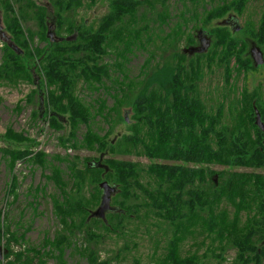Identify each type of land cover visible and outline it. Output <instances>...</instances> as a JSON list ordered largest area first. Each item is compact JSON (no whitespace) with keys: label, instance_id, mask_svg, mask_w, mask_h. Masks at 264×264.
<instances>
[{"label":"trees","instance_id":"trees-1","mask_svg":"<svg viewBox=\"0 0 264 264\" xmlns=\"http://www.w3.org/2000/svg\"><path fill=\"white\" fill-rule=\"evenodd\" d=\"M99 1L0 0L3 31L8 36L0 48V85H34L25 100L27 106H36L31 119L45 121L55 132L64 133L68 125L69 133L60 138L63 147L99 155L143 156L151 164L108 157L102 160L108 168L105 173V167L89 164L100 157H87L82 162L78 156L49 159L36 139L12 128L0 134L4 144L0 152L11 173L18 163L50 170L47 178L60 193L51 201L62 225L40 246L14 251L18 236L11 231L7 214L0 211V244L7 242L5 264H34L37 260V264H46L49 259L69 264L68 253L86 259L88 264H113L111 258L101 257L100 243L108 234L125 236L131 220L141 219L142 210L169 227L165 251L154 264H201L197 253L182 255V245L198 231L211 241L212 249L206 250L204 258L214 256L222 264L227 244L236 250L233 264H264V174L235 170L264 169V132L256 125V111L264 122V102L258 99L263 91L247 87L250 71L259 66H254L242 47L243 42H252L264 53V5L260 20L246 21L239 32L245 40L227 26H216L211 30L210 50L190 56L182 46L197 42L187 36L188 24L198 21L206 27L232 15L241 17L253 0H220L195 18L184 4L186 10L173 27L171 0H108L110 10L88 24L80 17V10H91ZM176 1L197 6L202 0ZM158 6L162 9L156 13ZM30 23L38 30H32ZM50 29H55L56 40L48 36ZM163 34L164 38L158 37ZM158 40L170 55L157 50ZM139 51L146 58L135 82L128 78L125 62ZM112 57L116 68L107 61ZM214 65L223 68L226 88L235 96L209 107L201 84L205 68ZM114 73L122 79L117 80L114 93H109L113 106L108 108L106 100H99L95 109L108 126V132L99 136L91 128L93 110L78 90L100 89ZM239 83H243L241 91ZM248 108V116L240 124V116ZM125 109L132 112L130 132L113 142L112 133L125 120ZM82 127L86 131L79 135ZM56 162L65 164L68 174ZM215 166L226 169L215 171ZM88 177L100 194L102 190L96 185L103 179L117 186L115 208L105 219L89 220ZM8 186L9 196L16 202V175L12 174ZM100 199L96 195L97 204ZM133 199L140 203L130 204Z\"/></svg>","mask_w":264,"mask_h":264},{"label":"rangeland","instance_id":"rangeland-1","mask_svg":"<svg viewBox=\"0 0 264 264\" xmlns=\"http://www.w3.org/2000/svg\"><path fill=\"white\" fill-rule=\"evenodd\" d=\"M220 0H202L198 3L197 6L193 5L190 1L185 3L184 1H176L171 0L169 2L170 11L172 15V23L171 26L180 19V13L185 11L186 8L184 4L192 10V12L196 15L193 18L201 15L203 16L204 10H210L212 6L217 4ZM264 5V0H253L250 4L246 12L243 16L238 17L236 15H232L226 17L220 21L213 22L211 25L202 27L198 21H192L190 24L181 21V23L188 27L186 32L187 36H193L196 38L197 44L187 46L183 44L182 48L187 52L188 55L194 56L197 53H207L210 50L212 45L213 38L211 37V30L216 26H227V29L233 34L231 30H234L238 34H234L239 39L245 40L243 37V33H239L243 30L246 21L251 20L254 22H258L260 20V15L262 11V7ZM162 9L161 6H158V11ZM110 10V5L108 0H100L99 3L91 10H80V17H82L85 21L89 23L96 22L99 18L104 16ZM1 15V14H0ZM189 18V15L187 16ZM198 20V19H197ZM2 16H0V48L2 47V40H7L8 37L4 30V25L2 23ZM189 23V22H188ZM194 26V28H193ZM29 27L36 31V26L34 23H30ZM51 35L54 40H56L55 29H50ZM202 34L203 40H207L208 45L206 49H203V43L198 41V36ZM2 36L5 38L2 39ZM164 38V34L158 36ZM39 41L36 40V43ZM161 41L158 40V49L166 51V53H162V55H170L171 52L165 47L164 49L161 46ZM44 45V44H43ZM243 49L249 56V59L254 64L255 61L253 57V51L257 50L262 52V57L264 60L263 51L254 45L252 42L242 44ZM151 48V47H150ZM2 52L0 50V62H1ZM146 54L142 51L136 53L130 57V60L125 62V69L128 78L132 81L137 82L139 80V75L141 72V67L145 62ZM110 61L116 68L115 61ZM223 68L214 65L212 67L205 68V79L201 84V91L203 94V98L209 107L216 106L221 101H228L229 97L232 98L235 96V93L231 95L230 91L226 88V84L224 82ZM250 79L247 84V87L250 90H253L256 87H260L263 91V96L259 95V100L264 102V64L260 65L258 69L255 71H250ZM122 79L117 73L112 74V78L110 81H106L101 86L100 89L89 88L78 90L79 96L82 100L90 105L93 110L94 118L91 121L92 130L97 133L99 136H104L108 132V126L105 122V119L102 115L97 114L95 109H97V102L99 100H106V105L108 108L113 106V100L109 96V93H114V90L118 87L119 83L117 80ZM99 87V85L97 86ZM240 91L243 88V83H239L238 85ZM36 87L34 85L28 83H21L17 86L3 84L0 85V134L3 135L7 132L9 128H12L17 133H24L26 136L31 139H36L38 143H40L39 149H43L44 153H46L50 158L53 159L56 155L61 156H78L82 162V159L87 157H100L99 160H93L89 162L94 167L103 166L106 168L107 166L102 164V160L108 157H114L120 160L126 161H135L142 163L147 166L150 163V160L143 156H127L122 154H117L115 156L109 155V152L99 155L95 151H87L81 149H74L71 147H63L60 142V138L62 134L67 135L70 131L68 125L65 126V131L63 132H55L50 127L49 124L45 121H33L31 119V113L36 106H27L26 97L31 93L33 89ZM20 107V110H18ZM264 107V106H263ZM229 110V109H228ZM248 109L244 111V116H240L239 123L244 124L245 118L248 116ZM231 114V112L229 111ZM132 112L125 109L122 111V117L125 120H122L115 126L114 133H112L111 139L113 142L117 140L120 136L129 134ZM227 118V117H226ZM229 118V117H228ZM86 131L85 127H82L79 135ZM4 148V144L0 141V149ZM33 150V147L31 148ZM264 149V147H263ZM65 173L68 174L66 170L65 164H59L56 162ZM86 166V162L83 163L82 168ZM215 171H222L226 169L225 167L215 166L212 167ZM234 170V168H229L228 170ZM259 169V170H256ZM239 172H247L248 174L257 173L264 174V169L262 168H250L246 167L243 169H235ZM12 174L16 175L19 179V187L17 189V193L19 194V198L16 202H13V196H9V183L12 177ZM51 174L49 169H44L42 167L36 165H30L25 163H18L14 172L11 173L7 163L3 160L2 154L0 152V211L7 214L9 217V222L12 223L11 231L18 236V244L13 245L14 251H24L29 250L30 248L38 247L42 244L45 237L53 238L55 233L62 229V225L58 223V219L54 214V209L51 201V197H59L60 193L55 187L53 182L48 180V176ZM65 180L68 181V178L65 177ZM108 183L112 189L110 194V206L111 209H114V197L116 195L117 186L110 183L108 180L103 179L96 186L100 190H102L101 194L95 188L93 184V179L88 177L87 180V198L91 201V207L89 208V220L93 218H99L98 216H94L95 212L99 209L102 203V199L104 196V191L100 187L102 183ZM42 189H44L42 191ZM96 195L101 197L100 202L97 204ZM138 204L140 201L131 200L130 204ZM97 204V205H96ZM226 207V205H224ZM229 212L232 214V207H227ZM106 217V214H105ZM102 219V218H100ZM246 219V216L243 217ZM27 230V234L23 239H21V235L24 231ZM102 233L105 231L101 230ZM169 227L166 223L159 221L157 219H152L151 217L146 215V212L142 210L141 219L133 218L127 228V233L125 236L117 237L114 234L106 235L105 239L102 240L99 246L100 255L103 259L111 258L113 260V264H137V261H140L141 264H154L158 263L162 254L164 253V248L166 246V241L169 237ZM82 238V237H81ZM80 238V239H81ZM6 241H2L0 244V264H5L4 256L7 253ZM12 245V244H11ZM125 245H128L129 248L126 249ZM211 241L206 238L205 235L201 234L198 231L194 236H191L189 240H187L182 245V255L190 256L197 253L201 257V264H218V258L214 256H209L208 258H204L206 255V250H211L212 247ZM228 250L225 249V261H222V264H233V261L236 257V250L226 244ZM119 250L120 256L119 255ZM219 253V252H218ZM68 261L69 264H88L86 259L81 258L78 255H70L68 253ZM38 260L34 262L37 264ZM26 264V263H21ZM46 264H56L53 259H49L46 261Z\"/></svg>","mask_w":264,"mask_h":264},{"label":"water","instance_id":"water-1","mask_svg":"<svg viewBox=\"0 0 264 264\" xmlns=\"http://www.w3.org/2000/svg\"><path fill=\"white\" fill-rule=\"evenodd\" d=\"M48 36L50 39L54 40L53 36L51 35V32H48ZM255 65L258 67L260 65L264 64V60L262 57V52L256 50V56L254 57ZM256 125L264 132V122L262 121L261 115L256 111ZM100 187L104 191V196L102 199L101 206L99 209L94 213V216H98L99 218L105 219V214L107 212L112 211L111 206H110V194H111V187L108 183H102Z\"/></svg>","mask_w":264,"mask_h":264},{"label":"flooded vegetation","instance_id":"flooded-vegetation-1","mask_svg":"<svg viewBox=\"0 0 264 264\" xmlns=\"http://www.w3.org/2000/svg\"><path fill=\"white\" fill-rule=\"evenodd\" d=\"M201 35H202V34H200V35L198 36V41H199L200 43H203V44H202V45L204 46L203 49H206V47L209 46L208 43H207L208 41H207V40H203V37H202ZM253 44H254V43H253ZM254 45H255V44H254ZM255 56H256V50L253 51V57H255Z\"/></svg>","mask_w":264,"mask_h":264}]
</instances>
